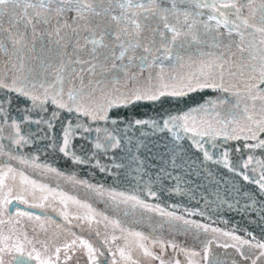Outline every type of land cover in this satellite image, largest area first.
Instances as JSON below:
<instances>
[{"label": "snow or ice", "instance_id": "6c2138e0", "mask_svg": "<svg viewBox=\"0 0 264 264\" xmlns=\"http://www.w3.org/2000/svg\"><path fill=\"white\" fill-rule=\"evenodd\" d=\"M5 17L8 28L3 27ZM193 44L199 60L190 51ZM217 49L222 50L217 54ZM0 56V136L7 127L6 139L11 144L29 146L33 138L21 133V125L35 124L48 141L45 151L52 149L72 164L111 176L114 182L127 181L130 189L78 179L38 162L39 156L16 155L0 143V157L6 155L8 161L82 187L87 196L103 200L116 214L113 218L97 210L87 200L65 192L59 183L53 186L11 163H0V264H69L77 255L86 256V264H141L136 252L157 264H184L179 259L183 254L187 264H193L190 258L200 253L187 246L188 237L193 243L200 241L204 264L264 261V242L253 232L240 229L242 237L238 225L231 230L214 227L216 221L210 215L225 205L227 212L249 222L258 213V226L264 231V0L259 4L257 0H0ZM165 61H174L173 69L188 70L166 75ZM137 68L139 72L132 71ZM156 68L158 72L153 71ZM226 78L235 82L226 83ZM204 91L230 93L235 101L208 97L176 113L162 107L165 98L182 101ZM139 102H161V109L142 117L121 115V110ZM35 109L39 111L33 117ZM100 122L114 127H100ZM121 126L132 134L122 135ZM221 137L243 143L221 145L217 157L204 141ZM77 140L91 147L84 149L83 144L76 145ZM255 150H261L260 158ZM232 153L241 154L235 163ZM205 161L232 173L230 186ZM17 177L21 193L36 199L39 192V202L13 194L6 181L15 182ZM203 181L215 185L216 196L209 201L201 195L203 209L163 201L172 195L194 200L198 190L207 189ZM50 199L53 203L47 204ZM13 200L31 209L51 207L60 222L18 208L15 217L9 213L4 219ZM56 202L63 208L57 210ZM69 202L85 210L83 215L70 216L66 211ZM137 211L142 213L139 222L146 219L145 213L159 217L155 226L152 217H147V235L120 219ZM196 216L212 223L192 219ZM93 217L101 218L97 224H103V234L99 227H91ZM85 222L97 244L74 230L83 229ZM49 225L74 238L57 243L58 233L49 236ZM209 232L211 238L200 239ZM178 235H184L185 242H178ZM219 237L227 239L221 242ZM213 243L234 249L240 259H210ZM169 248L174 256L165 260Z\"/></svg>", "mask_w": 264, "mask_h": 264}, {"label": "water", "instance_id": "95a60500", "mask_svg": "<svg viewBox=\"0 0 264 264\" xmlns=\"http://www.w3.org/2000/svg\"><path fill=\"white\" fill-rule=\"evenodd\" d=\"M257 4H259V0H257ZM247 9H245V15H247ZM4 28H8L9 25L7 23V17H5V22L3 25ZM221 31H226L225 29H221ZM233 39H236L238 41V37H233ZM228 40L227 38H225V43H227ZM39 47V45H38ZM204 51H210L211 49L209 48H204ZM222 49H217L215 50L217 52V54L219 53V51H221ZM190 51L193 53V59L194 60H199L200 57H198L197 55H195L196 53V45L193 44L192 47L190 48ZM233 51H235V49L233 48ZM52 55L54 56L55 53H52ZM0 59H3L2 56H0ZM187 62V54L185 53V63ZM171 63L173 62H169V61H165V74L166 75H170L176 71H187V67H185L184 69H173L171 67ZM132 71L134 72H139V69H133ZM154 72H158L159 68L153 69ZM144 75H147V71H145ZM235 81H232L230 79L226 78V83H233ZM221 96H225L227 97L229 100L231 101H235V96L231 95L230 93H220V92H213V91H204L201 93H195L192 94L190 97L183 99L182 101H175L172 100L171 98H165L163 100L162 103V107L164 109H167L173 113H176L178 111L183 112V111H187L189 108L193 107L196 103L198 102H203L204 99L208 98V97H212V98H216V97H221ZM224 107H228V106H224ZM161 109V102H156L155 104L149 103V102H139L137 105H135L132 108L129 109H124L121 110V115H123L125 112H127L129 115H135L136 117H142V116H147V115H154L155 112L160 111ZM38 109H35L32 111L31 115L33 117H35L38 113ZM115 114V113H113ZM13 118H17L18 114L16 112L12 113ZM89 123H91L89 121ZM100 127H108L109 129L113 128L114 126L111 124L105 125L104 122H100ZM40 128H43V125L39 126ZM21 133L31 136L33 138V144L29 145V146H24V147H20L17 148L14 144H11L10 141L8 139H6V137L10 134L9 130L7 129V127H5V132L3 134V136H0V143L3 144L5 150H7L9 147H11L13 149V154L16 155H23L25 157H28L29 155L31 156H39V161L40 163H45V164H50L56 168H58L59 170L63 171L65 174H74L76 175V177L78 179H84V180H88L92 183H98V184H104L105 186H110V187H115L118 190H130L129 189V184L127 181L121 182V181H113V178L111 176H105L104 174L99 173L98 171H96L93 168H89V167H82L80 165H75L72 164L70 161H67L65 158H63L58 152L53 151L52 149H48L47 151H45V146L47 145L48 141L47 140H43L42 136L43 134L41 132L38 131V126L35 124H31V123H23L21 125ZM121 134L122 135H131V131L128 130L127 132H125V130L123 129V126H121ZM95 135V134H93ZM101 138L103 137V133L100 134ZM76 145H81L83 144L84 149H89L91 147V145L89 144H85L83 141L77 140L75 141ZM205 147L208 148L210 153H213L215 156L219 157L220 152L222 151V147L223 146H228V145H235V144H242L243 141H223V138H218L217 141L213 142L211 140H209L208 138H205ZM215 143L217 145L216 148L212 147V144ZM37 148L40 149L39 152H37ZM77 151H80V148H77ZM245 155H247V150H245ZM254 154L260 158L261 157V150H255ZM240 153H232V160L233 162H237L238 158L240 157ZM1 160L11 163L13 167H16L18 169L21 170H26V172L28 173H32L34 178L40 179L45 183H50L51 185H54L56 183H59L61 185V188L68 192L69 194H74L76 195L78 198H82L84 200H87V202L92 203L95 207H97L99 210H101L102 212L107 211L109 216L111 217H115V213H113L111 210L106 208L105 203L103 202V200H96L90 196L86 195V190L82 187H76L74 186L72 183L64 181V180H60L59 178L55 177L53 174L51 173H42L40 170L34 169L30 166H24V165H20L17 161H8L7 160V156H2L0 157ZM205 164L209 166V170H211L213 172V174L215 176H219V174H223L224 176V180L229 182V186L230 183L233 180V175L232 173H229L226 169L223 168L222 165H214L211 164V162L205 161ZM130 179V177H129ZM203 183L205 185H207V189H200L197 191L196 193V198L194 200H189V198L187 196H180V195H172V196H165L163 198V201L166 203H176L181 205V207H188V208H204V202L203 200L200 199L201 195L206 196V198L209 201L212 200H216V196L213 194L214 193V188L215 185H209L208 181H203ZM135 185V182L133 181V186ZM237 187H239V183H237ZM248 189H252L254 186L252 185H247L246 186ZM224 185L221 184V190H220V197L223 198L224 197V191H223ZM148 202H154L151 199L148 200ZM217 203H219V201H217ZM213 209L216 208V205L213 204L212 205ZM226 205L224 206V208H221L220 212L218 214H212L210 213V215H212V220H215L216 223L212 224V226L214 227H220L223 230H231L232 227L234 225H238V234L241 235L242 237L244 236V232L240 229H244L247 228L248 231L253 232L255 234V236L257 237V239L261 240V242H264V231L261 230V228L258 226V220H259V214L257 213L252 219L251 221H245L244 219H242L241 217L237 216L235 212H227L226 210ZM142 213L140 211H137L135 213L134 216H130L125 218L123 215L120 216L121 220H125L126 225L131 226L135 229H139L142 230L143 232L149 234L150 232V226H149V221L147 220V217L151 216L152 217V226H155L156 223H158L159 221V217L154 216L151 213H145V217L146 219L143 222H139V219L141 217ZM192 219H196L200 222L203 223H212V220L207 219L206 217L202 218L199 216L196 217H192ZM225 221H227V223H225ZM164 236L166 238L168 237V233L165 232ZM213 236V234L211 232H209L207 234V236H201L200 239H208L211 238ZM175 239L178 242H185V237L184 235H178L175 237ZM226 237H219V240L222 242L224 240H226ZM231 242V241H229ZM186 244L188 245H196V246H201L200 241L197 240L195 243H193V239L191 237H188L186 240ZM258 251V250H257ZM258 264H264V261L258 262Z\"/></svg>", "mask_w": 264, "mask_h": 264}, {"label": "rangeland", "instance_id": "374dc122", "mask_svg": "<svg viewBox=\"0 0 264 264\" xmlns=\"http://www.w3.org/2000/svg\"><path fill=\"white\" fill-rule=\"evenodd\" d=\"M6 183L13 188L14 192L13 194L16 195V194H23L21 193V185L19 183V177H17L16 181L13 182L12 180H8L6 181ZM56 204V203H55ZM69 204V203H68ZM57 210L63 208V205H60L58 203V206H56ZM71 206H68L66 211L69 213L70 216H75L77 214L79 215H83L84 211L82 212H79L75 207H73L72 209H70ZM8 217V214H7V211L4 213V216L3 218H7ZM15 217V216H14ZM25 219V222L27 223V220L26 218ZM98 219H101L99 217H93L91 219V227L92 228H97L95 227L94 225L97 224V220ZM57 222H60V220H57ZM33 223H35V221H33ZM73 225H75L77 223V221L73 220ZM101 225H103L101 223ZM49 231H48V235L49 236H52L53 233H58V236H59V239L57 240V243H63L65 240H68L70 241L71 239H73L74 237H72V235L69 233V232H65V231H61V230H58L56 229L55 225H49ZM76 232H78L80 235H82L84 238L86 239H90V241L94 244H97L98 242L92 237L89 235V231H88V227H87V222H85V227L83 229L81 228H75L74 229ZM104 232V228L101 230V233L103 234ZM117 234H118V231H117ZM30 235H31V232H30ZM40 238L43 239L44 238V234L41 233L40 234ZM80 257H84L83 255H79ZM199 257L197 256H194L193 259L195 261V264H204V260H203V256L202 254L200 253L198 255ZM231 256H234L235 259L239 260V256L235 254V250L234 249H223V248H220V247H217L216 245L215 246H212L211 247V255H210V259L211 258H214V257H220V258H223V259H228L229 257ZM135 257L137 258H143L142 254L140 252H136L135 253ZM184 261V264H187V261L183 260ZM147 263H150V260H146ZM85 264V263H84Z\"/></svg>", "mask_w": 264, "mask_h": 264}, {"label": "flooded vegetation", "instance_id": "af4514ba", "mask_svg": "<svg viewBox=\"0 0 264 264\" xmlns=\"http://www.w3.org/2000/svg\"><path fill=\"white\" fill-rule=\"evenodd\" d=\"M0 163H4V161L1 160V158H0ZM41 181H42V180H41ZM42 182H43V181H42ZM47 183H48V182H47ZM49 184H50V183H49ZM53 186H54V185H53ZM65 192H66V191H65ZM67 193H68V192H67ZM70 194H71V193H70ZM23 195H25L26 198L29 199L30 202H39L38 197H39L41 194H40L39 192H37V193H36V199H34L29 193H23ZM81 199H82V198H81ZM82 200H84V199H82ZM46 203H47V204H52L53 202H52L51 199H50V200H49L48 202H46ZM54 206H55V207L58 206V202H56V204H54ZM68 206H71L70 209H72L73 207H75L79 212H82V211L85 212V210H83V209H79L77 206L71 204V202H69ZM68 206H67V207H68ZM93 207L96 208L97 210H99V209H98L97 207H95L94 205H93ZM17 208H18L20 211H31V212H33V213H35V214H42V213H43L44 215H50V216H52V217L55 218L56 220H60V218L57 216L56 212L52 211V208H51V207H46L45 209H39V208H37V209H31V208H29L27 205H25V204H21V203H19V202L16 201V200H13L12 204H10V205L7 206V214L12 213L13 216H15V212H16ZM56 208H57V207H56ZM99 211H101V210H99ZM101 212H102V211H101ZM110 217H111V216H110ZM7 218H8V217H7ZM7 218H5V219H7ZM94 226H95V227H99V228H100V231L103 229V225H101V224H96V225H94ZM126 226H128V225H126ZM128 227H130L131 229H134V230H139V229H135V228H133V227H131V226H128ZM144 233H145V232H144ZM145 234L147 235V233H145ZM215 245H216V244L213 243L212 246H215ZM187 246H188L189 248L195 249L196 251H199V253H201L202 256L204 255L201 246L188 245V244H187ZM212 246H211V247H212ZM230 249H231V248H230ZM155 250H156L157 252H159V248H157V249H155ZM105 252H106V250H105ZM106 256H107V252H106ZM134 256H135V254H134ZM173 256H174V253H173V251L169 248L164 258H165V260H169V259H171ZM197 257H199V256H197ZM107 258H108V260H109V262H110L111 257H110V256H107ZM135 258H136V257H135ZM137 258H138V257H137ZM5 259H6V260L9 259V257L5 256ZM100 259H101V261H103V260L105 259V257H100ZM138 259H140L141 264H157L156 261H150V263H147L146 260H145L144 258H138ZM179 259H181L182 261H183V260L187 261V258H185V257L183 256V254H181V255L179 256ZM190 259L192 260L193 264H195V261H194L193 257H191ZM84 263L86 264V256H84V257H80L79 255H77V256H74L73 259H72L71 261H69V264H84ZM30 264H36V262H35V261H31Z\"/></svg>", "mask_w": 264, "mask_h": 264}]
</instances>
